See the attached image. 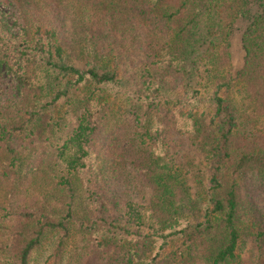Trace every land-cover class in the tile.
I'll list each match as a JSON object with an SVG mask.
<instances>
[{
  "label": "trees",
  "instance_id": "16d2710c",
  "mask_svg": "<svg viewBox=\"0 0 264 264\" xmlns=\"http://www.w3.org/2000/svg\"><path fill=\"white\" fill-rule=\"evenodd\" d=\"M0 264H264V0H0Z\"/></svg>",
  "mask_w": 264,
  "mask_h": 264
},
{
  "label": "rangeland",
  "instance_id": "374dc122",
  "mask_svg": "<svg viewBox=\"0 0 264 264\" xmlns=\"http://www.w3.org/2000/svg\"><path fill=\"white\" fill-rule=\"evenodd\" d=\"M237 40H238L237 38H233L232 48H231L232 57H233V63L235 64V67H237L239 65L238 63L240 61V55H239L240 50L238 48Z\"/></svg>",
  "mask_w": 264,
  "mask_h": 264
}]
</instances>
